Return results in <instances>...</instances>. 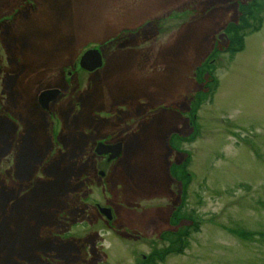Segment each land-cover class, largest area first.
Here are the masks:
<instances>
[{
	"label": "rangeland",
	"instance_id": "rangeland-1",
	"mask_svg": "<svg viewBox=\"0 0 264 264\" xmlns=\"http://www.w3.org/2000/svg\"><path fill=\"white\" fill-rule=\"evenodd\" d=\"M251 8L243 50L203 65ZM165 247L157 264H264V0H0V264H146Z\"/></svg>",
	"mask_w": 264,
	"mask_h": 264
},
{
	"label": "trees",
	"instance_id": "trees-1",
	"mask_svg": "<svg viewBox=\"0 0 264 264\" xmlns=\"http://www.w3.org/2000/svg\"><path fill=\"white\" fill-rule=\"evenodd\" d=\"M251 11H253L252 8L250 9V11H247L246 13H245V11H243L242 14H241L240 21L238 23L230 24L228 26V28L233 27V30H231L228 33L227 47H225L224 51H221V48H218V46H216L213 54L210 57V59L208 61H206L203 65H208V64L212 65L213 62L215 63V59H217V56L219 58V54L228 53V54H230L232 56L235 53H238V52L243 50L242 43H243L244 37L246 36L245 33H246V31L248 29H252L253 28V26H252L253 25V20L256 19L255 15ZM226 30L228 31V29H226ZM197 75H198V73H197ZM205 101L206 100H202V102L200 101V105L205 104ZM209 102H210V100H209ZM196 110L197 109H195V111ZM194 114H195V112H194ZM174 166H176V165H172L171 175H172L173 180H175V182L177 183L178 180H179L178 172H180L181 169L179 170L178 168H176L178 170H176L174 172ZM185 176L188 177L191 180V176H190L189 171L184 170V172H183V179L184 180L186 179ZM183 197H185V195H183ZM178 214H180L179 210L174 214V216H173V218L171 220V224L172 225H173V221H174V223H176ZM195 215H196V213L193 212L190 215H188V217H190V219L194 222V224H195L194 227L197 230L200 227L201 224L198 222V220L196 221ZM186 217L187 216H185V217L182 216V218L179 219V222L186 221V219H187ZM188 229H190V228H188ZM188 232L190 233L191 230H187L186 234L178 233L176 235L172 234L168 238L165 237L164 239L166 240L167 248H168V245H169L170 248L172 247L170 250H172V249L173 250L175 249V251L177 250V254H180V253L184 252L185 248L188 246V243H189L187 241V238H186V237H189V235H190V234H188ZM166 235L167 234H165V236ZM167 248L165 247V248H163V250H159V249L155 250L154 252L155 253L157 252V253L156 254L154 253L155 255L153 257H150L149 261L146 264H157V261L160 258L162 260V259H165L170 254H172V252L170 250H168ZM168 251H169V253H168Z\"/></svg>",
	"mask_w": 264,
	"mask_h": 264
},
{
	"label": "water",
	"instance_id": "water-1",
	"mask_svg": "<svg viewBox=\"0 0 264 264\" xmlns=\"http://www.w3.org/2000/svg\"><path fill=\"white\" fill-rule=\"evenodd\" d=\"M80 66L87 72L93 73L103 67V59L102 55L98 50H91L87 52L81 59ZM59 95V91H47L44 92L40 97L41 106L47 110L49 109V105L53 102L57 96ZM97 155H111L109 161L117 159L121 154V145L116 146H107L104 144H99L96 150ZM101 214L104 215L107 219L112 220V213L109 209H100Z\"/></svg>",
	"mask_w": 264,
	"mask_h": 264
},
{
	"label": "flooded vegetation",
	"instance_id": "flooded-vegetation-1",
	"mask_svg": "<svg viewBox=\"0 0 264 264\" xmlns=\"http://www.w3.org/2000/svg\"><path fill=\"white\" fill-rule=\"evenodd\" d=\"M104 57V56H103ZM101 71V70H100ZM100 71H98V72H100ZM98 72H96V73H93V74H97ZM93 74H90V75H93ZM104 142H105V140H104ZM118 161V160H117ZM117 161H115L116 163H117ZM115 162H113V163H115ZM115 163V164H116Z\"/></svg>",
	"mask_w": 264,
	"mask_h": 264
}]
</instances>
